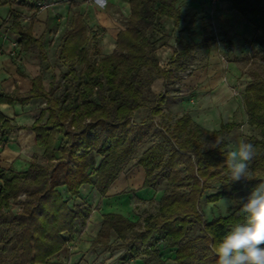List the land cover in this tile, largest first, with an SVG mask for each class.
I'll return each instance as SVG.
<instances>
[{
	"label": "trees",
	"instance_id": "trees-1",
	"mask_svg": "<svg viewBox=\"0 0 264 264\" xmlns=\"http://www.w3.org/2000/svg\"><path fill=\"white\" fill-rule=\"evenodd\" d=\"M20 2L30 7V0ZM11 4L12 0H0V7ZM177 4L178 0H129V17L116 35L112 53L97 61L88 57V28L76 14L58 54L66 64L64 78L73 93L66 86L54 96L43 86L41 76L32 79L26 94L0 92V105L23 106L38 99L45 104L29 127L12 126L0 114V139L5 143L6 131H31L46 161L45 165L32 162L24 172L0 168V264H47L76 230L85 227L92 212L86 203L70 206V199L79 197L83 185L104 198L124 166L149 139L153 140L135 165L144 171L141 189L166 181L168 191L159 200L157 214L148 215L141 227L120 214L103 215L92 248H108L113 233L122 243L123 264L141 256L144 264H167L169 253L173 264H216L213 246L241 219L238 212L245 193L251 194L264 179V78L250 81L243 94L246 124L259 132V137L247 140L256 148L249 165L251 176L244 192L238 187L228 192L223 186L229 179L222 159L228 151V135L237 126L234 122L207 131L184 114L169 127L154 124L166 97L154 95L152 84L157 79L164 84L172 82L174 71L184 68L189 46L178 35L170 61L175 68L164 70L148 31L160 19L177 25L181 21ZM231 4L264 33V5L257 0H231ZM8 18V31L17 36L20 50L36 46L43 60L41 39L23 29L20 15L11 8ZM76 65L81 66L79 73ZM147 102L151 104L147 117L134 122L135 112ZM58 133L64 141L56 148ZM204 141L209 143L207 147L202 146ZM216 141L222 142L212 148ZM96 157L100 158L98 164ZM212 190L215 192L206 194ZM20 195L25 196L18 202L20 210L12 212L10 202ZM226 197L233 198L234 206L225 215L206 219L199 210L202 202L216 204Z\"/></svg>",
	"mask_w": 264,
	"mask_h": 264
},
{
	"label": "rangeland",
	"instance_id": "rangeland-1",
	"mask_svg": "<svg viewBox=\"0 0 264 264\" xmlns=\"http://www.w3.org/2000/svg\"><path fill=\"white\" fill-rule=\"evenodd\" d=\"M220 1L217 0L218 3L212 4L209 0H179L178 8L182 19L177 27L169 19H160L155 28L148 31V37L154 44L159 65L164 70L175 68L170 61L176 50L175 36L179 29L182 30L184 43L190 47V55H193L191 60L190 58L186 60L183 69L174 71L172 82L164 84L162 79H157L152 84L154 95L166 97L162 113L154 118V124L166 128L184 114H188L202 128L210 130L218 127L219 122H234L237 126L227 138L228 151H230L234 150L241 141L247 142L250 136L259 137L258 130L246 124L243 94L250 81L264 78V33L257 31L253 23L241 17L230 6L221 9L224 13L222 16L210 17L213 11L220 10ZM257 1L264 5V0ZM38 2L44 7H38ZM126 2V0L115 2L106 0V4L102 6L99 0H69L67 2L30 0V7H24L20 0H12L10 6L0 7V18L5 19L0 27H8L11 24L8 18L9 8L16 11L20 15L23 29L31 30L36 39H41L44 59H41L40 50L36 46H31L27 51L20 50L17 37L12 35H10V46L13 48L15 44L16 47L8 55L24 75L42 76L45 89L51 91L54 96H58L66 86L73 93L71 83L65 82L64 78L67 71L66 64L58 59L62 39L65 32L72 26V17L76 14L82 16L88 28L85 50L90 59L97 61L112 53L117 33L126 26L130 13ZM1 41L0 37V45ZM16 50L18 53H14ZM211 57H214L212 62L209 61ZM75 70L79 73L81 66L76 65ZM31 105L29 113L33 114L29 115V119L36 118L39 109L45 107L40 99L34 100ZM150 107L151 104L147 102L137 110L134 122L143 121ZM152 140L149 139L146 145L140 146L135 156L124 166L122 172L128 169L127 175L123 174L125 176L119 179L120 185H127L128 189L130 186L137 188L142 185L143 170L135 165V161ZM62 141L64 139L58 133L56 148ZM3 144L4 141L0 139V153L4 147ZM208 144L204 141L202 146L207 147ZM26 148L29 150V146ZM35 151L36 153L32 154L34 162L45 165L43 150ZM27 154L26 160H29L31 153ZM226 156L227 153L222 159V165L225 167ZM0 159H2L1 156ZM99 160L100 158L96 157V164ZM249 176H251L250 172ZM245 183L246 180H241L229 182L223 186L228 192L233 187L241 188L244 192ZM153 190V196L145 200V204L135 206L130 213L131 219L139 227L143 225L148 215L157 214L159 200L168 191L166 181L160 180ZM212 192L215 191L212 190L206 194ZM149 193V189H141L139 195ZM63 194L66 195L64 192ZM249 195L245 193V199ZM24 197L20 195L17 201H11L9 209L12 212L19 211L18 202ZM80 203L85 201L78 196L70 199L69 202L70 206ZM233 206V198L226 197L216 204L202 202L199 210L204 213L206 219H211L225 215ZM108 243L110 248L121 249L122 243L113 233H110ZM166 263L173 264L172 253H169Z\"/></svg>",
	"mask_w": 264,
	"mask_h": 264
},
{
	"label": "crops",
	"instance_id": "crops-1",
	"mask_svg": "<svg viewBox=\"0 0 264 264\" xmlns=\"http://www.w3.org/2000/svg\"><path fill=\"white\" fill-rule=\"evenodd\" d=\"M108 1L115 2L116 0ZM126 1L129 8V0ZM219 6L220 10L213 11L210 17L218 18L222 16L224 13L221 11V9L227 6H230L237 14H239L232 7L231 0H221ZM4 20L5 19L0 18V26L2 25V22ZM4 27L5 26L0 27V37L2 40L0 45V92L7 94L12 92L26 94L32 88V79H34L39 74L34 76L24 75L22 71L19 70V66L16 65L15 61L10 58L8 54L9 52L11 54V52L14 50L10 46V35H16H13L8 31L9 26L5 28ZM182 34V30L179 29L176 33L175 38L180 35L182 42L184 43ZM114 47L115 41L113 43V49ZM208 51L209 49L207 50V52ZM190 52L191 51L189 47V55L187 59L190 58L191 60L193 58V55H190ZM14 53H18L17 50L14 51ZM213 59L214 57H211L209 58V61L212 62ZM32 102L33 101H30L23 106L18 104H14L12 106L2 104L0 105V114L12 126L21 128L29 127L38 117L37 116L36 118L29 119V115L32 113H29ZM221 124L226 123L219 122L218 127L214 128L213 130L206 129L205 127L203 128L208 131H216L220 128ZM1 134L2 132L0 131V135ZM4 140V147L2 148V151L0 153V156L2 157V159H0L2 160V163H0V168H3L5 170L10 169L14 172L26 171L30 163L34 162V160L32 159L34 155L32 156V154L36 153L35 150L37 149L41 150V148L36 146L34 133L25 129L6 131ZM28 146L29 150L26 148ZM29 152L31 153V157H29V160H26L28 155L27 153ZM127 170L128 169L120 173L116 181L109 188L104 198L100 197L91 186H81L79 198L84 199L85 203L92 208V212L88 217L85 227L76 230L75 233L70 236L64 249L53 258H51L47 264H123V261L121 260V255L123 252L122 249L110 248L109 246L108 248H105V246L102 245H97L92 248V243L99 233L103 215L108 213H115L131 219L130 213L134 209V207L139 204H145L144 201L150 199L154 194L153 188H148L150 192L149 194L139 195L141 186L137 188H132L130 186V188L128 189L127 185H120L121 181H119V179L122 178V176L127 175ZM143 259V256H141L137 260L131 262V264H144Z\"/></svg>",
	"mask_w": 264,
	"mask_h": 264
},
{
	"label": "clouds",
	"instance_id": "clouds-1",
	"mask_svg": "<svg viewBox=\"0 0 264 264\" xmlns=\"http://www.w3.org/2000/svg\"><path fill=\"white\" fill-rule=\"evenodd\" d=\"M103 6L106 0H99ZM222 141H216V148ZM256 155L252 143L241 141L227 152L225 165L229 182L249 180V165ZM241 219L213 246L216 264H264V179L241 202Z\"/></svg>",
	"mask_w": 264,
	"mask_h": 264
},
{
	"label": "built area",
	"instance_id": "built-area-1",
	"mask_svg": "<svg viewBox=\"0 0 264 264\" xmlns=\"http://www.w3.org/2000/svg\"><path fill=\"white\" fill-rule=\"evenodd\" d=\"M210 2H211L212 4H214L215 2H217V0H210ZM37 6L40 7V8H43V7H44V6H43L42 4H40V3H38ZM15 47H16V45L13 44V48H15ZM12 55H13V53H12ZM124 264H131V262H126V263H124Z\"/></svg>",
	"mask_w": 264,
	"mask_h": 264
}]
</instances>
